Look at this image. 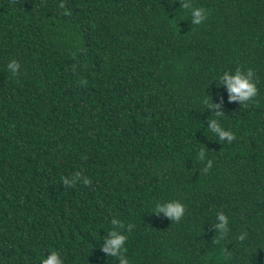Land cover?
Here are the masks:
<instances>
[{
	"label": "trees",
	"instance_id": "1",
	"mask_svg": "<svg viewBox=\"0 0 264 264\" xmlns=\"http://www.w3.org/2000/svg\"><path fill=\"white\" fill-rule=\"evenodd\" d=\"M186 2L200 25L180 0H0V264H119L112 219L129 264H264V0ZM237 68L247 107L220 79ZM172 201L178 222L153 212Z\"/></svg>",
	"mask_w": 264,
	"mask_h": 264
},
{
	"label": "clouds",
	"instance_id": "2",
	"mask_svg": "<svg viewBox=\"0 0 264 264\" xmlns=\"http://www.w3.org/2000/svg\"><path fill=\"white\" fill-rule=\"evenodd\" d=\"M59 7L62 9L65 8L64 3L61 2ZM180 8L190 11L192 25H200L207 18V10L205 8L193 7L192 4L186 2V0H180ZM64 15H71V12L66 10ZM19 68L20 64L15 59L11 60L7 64V70L13 76L18 75ZM254 77L255 72L251 68H249L246 72H242L240 68H237L234 74L230 75L228 72H225L220 79L221 82L227 86V90L230 94L229 99L239 100L242 106L247 107L248 103L253 102L254 97H256L258 93ZM204 104L209 109L220 107L219 104H213L211 99H206ZM214 114L217 117L224 115L223 112L219 111ZM207 127L219 138L220 141H227L228 143H231L235 139L234 133L224 130L217 119L209 120ZM204 155V148H201L198 152L197 158L202 161ZM211 167L212 161L208 160L202 171L207 173ZM78 181H82V183L86 186H91L92 183L89 178L83 177L80 172H76L71 179H67L66 177L62 178V183L67 188H74ZM153 212L157 214L163 212L165 216L171 219V221L178 222L183 217L185 208L181 203L172 201L164 204L157 203ZM217 220L219 222L214 225V228L216 229V233H218L216 237L218 241L224 239V237L228 234L229 228L228 218L223 212L217 213ZM111 224L113 225V228L108 232V236L104 238L105 243L102 246V250L104 253H107L108 256L118 258L119 264H129L124 255L127 251L124 247L127 236L122 232L117 231V227L121 229L126 228L128 232H131L134 225L128 224L125 226V224L118 219H112ZM245 238L246 234H241L237 237L240 241H243ZM41 264H63V262L60 258V254L56 251H52L47 258L42 260Z\"/></svg>",
	"mask_w": 264,
	"mask_h": 264
}]
</instances>
